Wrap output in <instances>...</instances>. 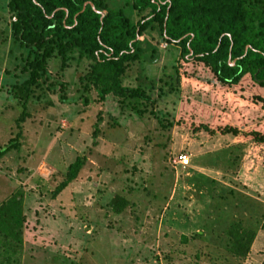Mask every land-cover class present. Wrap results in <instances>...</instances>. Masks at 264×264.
I'll list each match as a JSON object with an SVG mask.
<instances>
[{"label": "rangeland", "instance_id": "rangeland-1", "mask_svg": "<svg viewBox=\"0 0 264 264\" xmlns=\"http://www.w3.org/2000/svg\"><path fill=\"white\" fill-rule=\"evenodd\" d=\"M105 2L133 18L130 0ZM3 6L0 148L12 138L16 145L0 156V205L17 200L20 223L10 222L16 237L0 235V264H264V146L240 134L264 121V109L215 91L196 72L184 76L178 50L160 42L154 60L122 78L149 96L140 114L111 93L99 99L83 78L88 61L73 52L64 63L47 60L19 120L6 82L25 75L23 53ZM218 123L239 131H206ZM179 153L188 165L173 162ZM76 157L75 177L54 193ZM114 195L125 200L117 213ZM232 224L245 240L253 230L243 255L228 249Z\"/></svg>", "mask_w": 264, "mask_h": 264}, {"label": "trees", "instance_id": "trees-1", "mask_svg": "<svg viewBox=\"0 0 264 264\" xmlns=\"http://www.w3.org/2000/svg\"><path fill=\"white\" fill-rule=\"evenodd\" d=\"M130 1L132 19L121 9L108 8L105 0H4L3 7L13 18L11 43L23 53L21 71L25 75L6 82L7 96L22 108L19 120L25 115L23 106L31 87L46 74L47 60L57 56L64 63L73 52L78 59L88 61L83 78L86 85L97 90L99 99L111 93L121 101L127 100L140 114V100L148 101L149 96L138 86L123 85L122 78L130 65L154 60L160 42L178 50L179 58L187 64L184 76L196 72V77L202 76L215 91H228L233 99L264 109V0ZM101 11L105 13L100 18ZM206 131L235 135L239 130L218 123ZM240 134L255 148L264 146V121L243 125ZM14 145L12 138L0 148V156ZM82 160L76 157L67 165L65 180L54 193L75 177ZM17 204L10 199L0 205V235L4 238L16 237L10 222L15 226L20 223ZM124 204L117 195L109 201L115 213ZM226 233L232 238L228 247L232 253L247 252L253 230L243 232L247 240L233 224Z\"/></svg>", "mask_w": 264, "mask_h": 264}, {"label": "built area", "instance_id": "built-area-1", "mask_svg": "<svg viewBox=\"0 0 264 264\" xmlns=\"http://www.w3.org/2000/svg\"><path fill=\"white\" fill-rule=\"evenodd\" d=\"M173 162H175V163H177V165L183 167V166L188 165V163H189V157L185 153H179L176 156V159L173 160Z\"/></svg>", "mask_w": 264, "mask_h": 264}, {"label": "water", "instance_id": "water-1", "mask_svg": "<svg viewBox=\"0 0 264 264\" xmlns=\"http://www.w3.org/2000/svg\"><path fill=\"white\" fill-rule=\"evenodd\" d=\"M86 3L83 4L82 8L85 6ZM91 8L94 10V8L92 7V5H90ZM96 11V10H95ZM96 12H99V11H96ZM105 12L104 11H101V15H100V18L102 17V15L104 14ZM230 64H232V61L230 62Z\"/></svg>", "mask_w": 264, "mask_h": 264}]
</instances>
